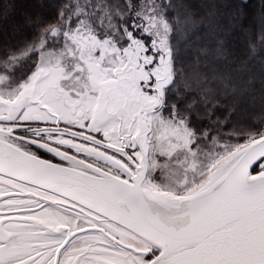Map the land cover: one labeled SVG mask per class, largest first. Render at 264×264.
Returning <instances> with one entry per match:
<instances>
[{"label":"snow or ice","instance_id":"snow-or-ice-1","mask_svg":"<svg viewBox=\"0 0 264 264\" xmlns=\"http://www.w3.org/2000/svg\"><path fill=\"white\" fill-rule=\"evenodd\" d=\"M246 3L35 0L22 12L31 35L0 46V264H264V111L228 133L214 113L256 77L207 69L209 56L228 63ZM205 29L214 42L185 69ZM249 52L264 53V13Z\"/></svg>","mask_w":264,"mask_h":264},{"label":"trees","instance_id":"trees-1","mask_svg":"<svg viewBox=\"0 0 264 264\" xmlns=\"http://www.w3.org/2000/svg\"><path fill=\"white\" fill-rule=\"evenodd\" d=\"M179 2V0H177ZM200 0H194V3L198 4ZM9 4L11 7L5 13L0 10V46L6 43L17 44L22 42L25 38L31 35L29 29L23 24L22 12L29 10L33 7L35 0H0V4ZM244 17L243 27H236L232 29L229 38V45L226 49L236 51V57H239L237 62L232 63V58L228 60L226 65L217 64L213 61L212 57L207 58V69L211 74L213 69L219 71H231L233 81H237L243 77L247 79L250 76L256 77V81L253 86V90L240 96L238 99H233L232 96H221L219 105L214 109L215 118L219 121H224L230 117L237 123L249 122L250 127L255 126L261 120L262 111H264V89H262L259 77L261 71H259L264 65V53H261L259 58H256L255 62L249 52V42L255 41L256 33L258 31V22L261 13H264V0H247V3L243 5ZM221 11H224L221 9ZM46 17H51L52 9L46 8L42 10ZM203 12H201V16ZM221 23H226V18L221 19ZM210 35H216L209 33L206 29L202 30L201 34L197 35L193 39V58L196 55V49L205 45L210 46V42L213 40ZM226 35L225 38H227ZM211 38V40H210ZM215 38V37H214ZM227 38V39H228ZM203 59V57H201ZM255 63V64H254ZM243 68V71H234L235 69ZM236 114V115H235ZM252 123V125H251Z\"/></svg>","mask_w":264,"mask_h":264},{"label":"rangeland","instance_id":"rangeland-1","mask_svg":"<svg viewBox=\"0 0 264 264\" xmlns=\"http://www.w3.org/2000/svg\"><path fill=\"white\" fill-rule=\"evenodd\" d=\"M231 32H232V30L227 34L228 35L227 38L230 37ZM210 36L213 39L210 42V45H211L214 42V37L215 36L214 35H210ZM211 38H210V40H211ZM227 38H225V47L229 45L228 44L229 43L228 42L229 38L228 39ZM173 42L175 43L176 39H174ZM180 42H181V44L183 43V41H180ZM192 48H193V40H192V43L190 44V46L188 48H186L183 53H181V66L184 67L185 69H188V68L193 66V59L194 58H193V51L191 50ZM236 56H237L236 55V51H234L233 49L232 50L227 49V61L232 58L231 59L232 63L233 62H237L239 60V57H236ZM251 56H252V58L254 59V62H255L257 57H254L253 55H251ZM27 67L28 66L22 67L20 69V71L18 72V75H21L24 72H26L27 71ZM259 71H261V69ZM251 125H252V123H251ZM204 126L206 127L207 124L205 123ZM234 127H250V123L249 122H243V121L242 122L239 121L237 123L232 118L228 117V118L225 119V122L222 121V123L220 124V129H221V131L223 133H228V132L232 131ZM225 138H229V137L226 136ZM232 142L235 143L236 140L233 139Z\"/></svg>","mask_w":264,"mask_h":264},{"label":"flooded vegetation","instance_id":"flooded-vegetation-1","mask_svg":"<svg viewBox=\"0 0 264 264\" xmlns=\"http://www.w3.org/2000/svg\"><path fill=\"white\" fill-rule=\"evenodd\" d=\"M42 158L45 159H53L55 162H59V158L53 157L51 154L44 152L43 150H39V153Z\"/></svg>","mask_w":264,"mask_h":264},{"label":"water","instance_id":"water-1","mask_svg":"<svg viewBox=\"0 0 264 264\" xmlns=\"http://www.w3.org/2000/svg\"><path fill=\"white\" fill-rule=\"evenodd\" d=\"M43 159H45V158H43ZM55 162V161H54Z\"/></svg>","mask_w":264,"mask_h":264}]
</instances>
